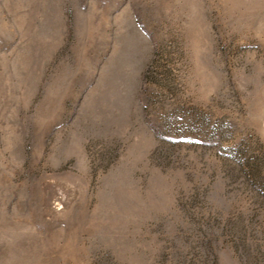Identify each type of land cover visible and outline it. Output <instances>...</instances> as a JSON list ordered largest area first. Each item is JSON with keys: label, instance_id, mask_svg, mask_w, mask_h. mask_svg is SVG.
I'll return each mask as SVG.
<instances>
[{"label": "rangeland", "instance_id": "1", "mask_svg": "<svg viewBox=\"0 0 264 264\" xmlns=\"http://www.w3.org/2000/svg\"><path fill=\"white\" fill-rule=\"evenodd\" d=\"M0 264H264V0H0Z\"/></svg>", "mask_w": 264, "mask_h": 264}, {"label": "bare ground", "instance_id": "2", "mask_svg": "<svg viewBox=\"0 0 264 264\" xmlns=\"http://www.w3.org/2000/svg\"><path fill=\"white\" fill-rule=\"evenodd\" d=\"M130 71V70H129ZM131 73V72H130Z\"/></svg>", "mask_w": 264, "mask_h": 264}]
</instances>
